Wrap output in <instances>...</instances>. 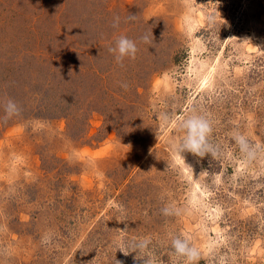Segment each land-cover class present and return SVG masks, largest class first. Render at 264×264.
Returning a JSON list of instances; mask_svg holds the SVG:
<instances>
[{"label": "rangeland", "instance_id": "1", "mask_svg": "<svg viewBox=\"0 0 264 264\" xmlns=\"http://www.w3.org/2000/svg\"><path fill=\"white\" fill-rule=\"evenodd\" d=\"M193 108L216 157L172 150ZM237 130L264 145V0H0V264H184L174 236L264 264V154Z\"/></svg>", "mask_w": 264, "mask_h": 264}, {"label": "clouds", "instance_id": "2", "mask_svg": "<svg viewBox=\"0 0 264 264\" xmlns=\"http://www.w3.org/2000/svg\"><path fill=\"white\" fill-rule=\"evenodd\" d=\"M129 20H134L135 16L128 17ZM226 23V22H225ZM119 24V17H116L113 22V27H117ZM141 39L145 43H149L148 37L143 36ZM110 53L115 54V59L118 64H121L125 57L135 59L138 48L136 43L126 36L121 35L115 41V47L108 49ZM120 87L127 89L126 83H121ZM20 108L16 102L8 100L4 105V119H10L14 115H18ZM176 127L183 132L175 142L172 143V150L178 156L184 152H190L197 157H205L206 154H210L216 157L219 154V147L214 145L210 141V137L213 133V126L211 120L206 115H201L193 108L191 114L181 118ZM232 140L239 147L240 153L244 156L246 161H251L257 158L258 155L264 154V145L259 143L253 144L249 141L247 136L241 132L234 131L232 133ZM161 212L165 216L178 215L179 211L171 206H166L161 209ZM52 240L51 234H45L41 238L42 244H48ZM151 243V238L146 237L139 241L134 242L133 251L146 249ZM171 248L174 250V254L177 260L181 257L184 259V264H199L201 259L200 251L191 244L190 238L174 236L171 238ZM121 264V262H119ZM144 264V262H143ZM173 264H177V261H173Z\"/></svg>", "mask_w": 264, "mask_h": 264}]
</instances>
